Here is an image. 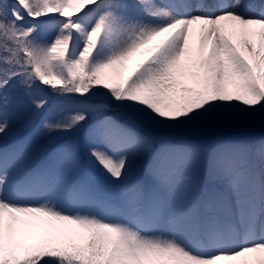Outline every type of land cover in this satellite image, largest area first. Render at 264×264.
<instances>
[{
	"label": "snow or ice",
	"instance_id": "6c2138e0",
	"mask_svg": "<svg viewBox=\"0 0 264 264\" xmlns=\"http://www.w3.org/2000/svg\"><path fill=\"white\" fill-rule=\"evenodd\" d=\"M0 264H264V0H0Z\"/></svg>",
	"mask_w": 264,
	"mask_h": 264
}]
</instances>
